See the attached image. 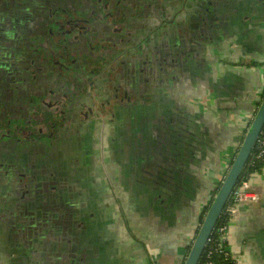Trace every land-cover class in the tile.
Here are the masks:
<instances>
[{"label": "crops", "instance_id": "1", "mask_svg": "<svg viewBox=\"0 0 264 264\" xmlns=\"http://www.w3.org/2000/svg\"><path fill=\"white\" fill-rule=\"evenodd\" d=\"M161 1L164 13L181 0ZM209 7L211 14L190 12L187 23L198 35L209 31L204 51L190 50L168 88L156 85L147 102L123 106L112 120L109 128L119 136L124 127L128 139L108 153V174L96 162L86 199L75 188L48 192L37 183L25 199L17 168L3 164L16 166L20 156L0 152V263L30 264L24 252L33 249L40 259L33 264H149V248L160 264L184 263L264 88V0H213ZM152 8L150 22L160 17ZM158 127L174 132L154 161L146 151L157 144ZM262 170L251 178L260 201L242 205L231 225L230 245L241 264H264Z\"/></svg>", "mask_w": 264, "mask_h": 264}, {"label": "flooded vegetation", "instance_id": "2", "mask_svg": "<svg viewBox=\"0 0 264 264\" xmlns=\"http://www.w3.org/2000/svg\"><path fill=\"white\" fill-rule=\"evenodd\" d=\"M212 1L181 0L163 13L161 0H0V152L20 156L16 166L3 164L17 168L25 199L36 183L87 198L96 162L108 174V153L128 139L124 127L119 136L109 128L112 120L123 106L147 102L156 85L168 88L190 50L204 51L209 31H190L188 16L210 13ZM151 6L160 16L153 22ZM165 130L157 128V144L146 151L154 161L172 143L174 129ZM24 253L39 262L36 250Z\"/></svg>", "mask_w": 264, "mask_h": 264}, {"label": "water", "instance_id": "3", "mask_svg": "<svg viewBox=\"0 0 264 264\" xmlns=\"http://www.w3.org/2000/svg\"><path fill=\"white\" fill-rule=\"evenodd\" d=\"M262 135H264V94L259 102L256 112L253 114V119L242 138L241 144L238 147L228 170L225 172L223 180L218 186L217 192L210 206L206 211L203 209L204 217L202 221H199L196 231L197 233L193 241L188 243L190 248L183 264H199L205 249L208 246L209 239L225 210L233 190L240 181L244 169L248 165L257 146L258 139ZM261 172H263V170ZM239 213H237L236 217ZM150 250L152 249L149 248L148 253ZM148 256L149 264H151L150 255Z\"/></svg>", "mask_w": 264, "mask_h": 264}, {"label": "built area", "instance_id": "4", "mask_svg": "<svg viewBox=\"0 0 264 264\" xmlns=\"http://www.w3.org/2000/svg\"><path fill=\"white\" fill-rule=\"evenodd\" d=\"M264 94V88L262 91V94L260 96V100L263 97ZM250 119L244 120L247 125L244 124L242 131L239 133L238 140H237V145H236V151L238 147L241 144L242 138L244 137L246 130L249 126V121L253 119V114L249 116ZM251 122V121H250ZM257 153L255 155L256 158L263 159L264 160V136H261L258 141H257ZM254 153V152H253ZM232 158L230 159V162L227 166V170L232 162ZM264 168V167H263ZM226 170V171H227ZM251 174L249 177L242 179L238 182L237 186L233 190L231 197L225 207V210L223 213H226V221L223 225H221L218 229L219 235H220V241H221V246H220V251L224 254L226 259L231 260V264H241L238 255L233 251L230 241H229V234L231 230V225L233 223V220L236 218L237 213L240 212L242 205H249V204H254L258 203L260 201V196L257 192L252 190V184H251ZM212 241L211 237L209 239L208 245ZM208 247V246H207ZM150 255V263L151 264H160L159 260L155 256V252L150 250L149 251ZM209 257V255H208ZM207 264H214L213 262L209 261Z\"/></svg>", "mask_w": 264, "mask_h": 264}, {"label": "trees", "instance_id": "5", "mask_svg": "<svg viewBox=\"0 0 264 264\" xmlns=\"http://www.w3.org/2000/svg\"><path fill=\"white\" fill-rule=\"evenodd\" d=\"M262 136H264V135H262ZM256 153H257V149L254 150V153L252 154V156L248 162V165L244 169L240 180L249 177L251 174H254L256 172H260L262 170V168L264 167V160L256 158L255 157ZM219 184L216 187L215 193L217 192ZM226 215H227L226 213H223L221 218L219 219L217 226L211 235L212 241L210 242L208 247H206L205 252H204L199 264H207L209 261L213 262L214 264H231V260L226 259L224 254L220 251V246L222 243L220 241V235L218 232L219 227L221 225H223L226 221V217H227ZM203 217H204V215L202 216L201 221H202ZM189 248L190 247H188L187 251H189ZM208 255H209V257H208Z\"/></svg>", "mask_w": 264, "mask_h": 264}, {"label": "rangeland", "instance_id": "6", "mask_svg": "<svg viewBox=\"0 0 264 264\" xmlns=\"http://www.w3.org/2000/svg\"><path fill=\"white\" fill-rule=\"evenodd\" d=\"M95 104H96V101L94 102V106H95ZM94 108H95V110H96V106H95ZM241 118H243V117H241ZM37 126H38V125H37ZM37 126H36V127H37ZM72 130H73V129H72ZM74 133H75V132H74ZM74 133H73V134H74ZM94 133H95L94 135H95V137H96V130H95ZM67 135H68V133H67ZM95 139H96V138H95Z\"/></svg>", "mask_w": 264, "mask_h": 264}]
</instances>
